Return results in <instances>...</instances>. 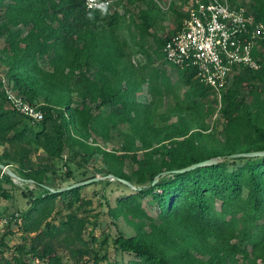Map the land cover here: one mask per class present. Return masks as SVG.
I'll return each mask as SVG.
<instances>
[{
	"label": "trees",
	"instance_id": "obj_1",
	"mask_svg": "<svg viewBox=\"0 0 264 264\" xmlns=\"http://www.w3.org/2000/svg\"><path fill=\"white\" fill-rule=\"evenodd\" d=\"M241 1L264 23V0ZM0 14L9 81L29 103H43L45 112L33 123L10 108L0 77V163L16 167L41 191H23L31 208L9 215L10 223L20 224L24 244L0 264H27L25 256L42 264L106 259L95 251L97 240L86 237L93 202L82 196L102 180L65 192L46 189L50 177H58L56 161L68 154L85 165L90 160L83 155L100 156L104 177L135 187L115 180L130 193L108 210L114 222L123 218L135 231L113 238L116 252L130 257L126 264H264V157L231 158L264 151V64L235 73L219 102L194 67L166 62L164 47L176 32L156 48L146 46L152 36L148 12L90 11L79 0H0ZM136 53L144 63L132 62ZM156 61L175 69L178 80L154 68ZM146 92L152 99L141 101ZM162 97L175 101L168 117L159 114ZM214 114L220 120L208 132ZM156 116L177 120L158 125ZM95 126L104 139L114 137L119 150L90 145ZM212 158L223 161L173 173Z\"/></svg>",
	"mask_w": 264,
	"mask_h": 264
},
{
	"label": "rangeland",
	"instance_id": "obj_2",
	"mask_svg": "<svg viewBox=\"0 0 264 264\" xmlns=\"http://www.w3.org/2000/svg\"><path fill=\"white\" fill-rule=\"evenodd\" d=\"M110 11H125L130 10L131 17H139L141 11L148 12L149 17L151 18V34L152 36L145 41L147 47L152 46L156 48L160 39H163L171 32H177L181 28L184 15L185 5L183 0H111ZM240 2H242L240 0ZM2 15L0 14V18ZM130 19V18H129ZM1 23V21H0ZM22 28V36L27 34V29ZM6 36L0 37V77H4L9 80V68L4 64L3 60L8 58L9 52H7L5 42ZM135 51H138V48H134ZM132 62L137 64V62L144 63V55L141 53H136L132 57ZM42 66L45 69H48V66H45L41 62ZM153 67L159 69L167 70L168 75L170 76L173 83L178 80V73L175 69L170 67L168 64H164L162 61H156L153 64ZM17 92V91H16ZM151 96L146 92L145 95L140 97L141 101L151 100ZM246 100L250 103L252 102V97L246 94ZM44 105L43 103H39ZM175 101L173 98L162 97L159 103V114L163 117H168L166 113L174 108ZM177 118L164 119L160 121V118L156 116L157 124H168L175 122ZM220 120L218 114L208 120L210 126L208 132L215 129L214 124ZM34 125V124H32ZM214 127V129H213ZM95 133L92 135L89 140V144L92 146L100 147L103 150L108 152L119 150L118 145L116 144L115 138L104 139L100 136L99 129L95 126ZM207 132V133H208ZM114 133H110V136ZM126 134H122L120 138H126ZM220 141L224 140V135L221 133L218 135ZM136 150L134 147L133 151ZM1 151V148H0ZM69 155V154H68ZM67 155V163L62 161H56L58 166V177H50L48 186L53 189H60V187H67L72 184L83 182L88 179H91L92 176L104 177L106 175V170L102 163L100 156H94L92 159H88L87 155H83L86 160H90L89 164L85 165L79 158L73 159L70 155ZM15 172L16 167H11ZM72 172V178H67V172ZM126 171L130 172L129 169ZM0 172V215L9 219V215L13 212H26L31 208V200L29 196H24L23 191L33 193L37 195L41 191L38 190L36 185L31 183H23L18 180H9ZM16 173V172H15ZM17 174V173H16ZM19 175V174H17ZM20 176V175H19ZM102 180L101 183L89 186L82 191V196L85 199L92 200V211L90 213L91 224L89 225L86 237L90 240L93 237L97 240V243L94 244L95 251L99 257H106L104 261L100 264H126L130 259L129 256L122 255L119 252H116L113 245V238L118 233H123L127 237L135 235V231L128 225V223L121 218L118 221H113L108 213L109 205L115 206V200L117 197H122L128 195L130 192L117 185L115 180L109 181ZM108 184H110L108 186ZM4 193H8L11 197H5ZM7 194V195H8ZM60 208L63 207L62 204L59 205ZM63 214L66 215L67 211L63 210ZM60 217H57V223L60 221ZM12 232L11 235L9 233ZM4 238V246H1V239ZM24 241L22 239V232L20 230V224L15 225L13 222L4 226H0V260L1 257L11 259L13 256L17 255V248L22 246ZM25 261L27 264H42L38 260H34L30 256H25ZM4 264V262H2ZM65 264H73L70 259H65ZM85 264H93V261L85 262Z\"/></svg>",
	"mask_w": 264,
	"mask_h": 264
},
{
	"label": "built area",
	"instance_id": "obj_3",
	"mask_svg": "<svg viewBox=\"0 0 264 264\" xmlns=\"http://www.w3.org/2000/svg\"><path fill=\"white\" fill-rule=\"evenodd\" d=\"M87 10L111 8V0H79ZM165 60L177 68L192 66L197 77L212 88L219 102L234 74L264 64V23L240 0H189L181 29L166 43ZM1 86L10 108L33 123L44 120V105L31 104L6 78ZM67 162V156L63 157ZM5 174V173H2ZM9 219L0 216V226Z\"/></svg>",
	"mask_w": 264,
	"mask_h": 264
},
{
	"label": "water",
	"instance_id": "obj_4",
	"mask_svg": "<svg viewBox=\"0 0 264 264\" xmlns=\"http://www.w3.org/2000/svg\"><path fill=\"white\" fill-rule=\"evenodd\" d=\"M254 157H264V151L243 153V154H234V155L231 156V158H233V159L254 158ZM221 161H223V159L212 158V159H209V160L197 163V164H193V165H191L189 167H186L184 169L173 171V173L189 172V171H192V170L197 169V168H202V167H207V166H211V165L217 164V163H219ZM0 170L3 173L7 174L13 180H18V181L23 182V183L34 184L33 181H31V180H25V179L21 178L9 166H6V165L0 163ZM163 175H165V173ZM160 176L158 178H156V180L153 182V185H155L157 183V181L159 180ZM101 180H118L120 183H122V184H124L126 186H129L132 189H135V187L130 182H128L126 180H123V179H118V178L114 177L113 175H107L105 177L91 178V179H88L86 181L78 182V183H75V184H72L70 186L60 188V189H53L51 187H46V189H48L51 192H65V191L73 190V189H76V188L92 185V184L97 183V182H99Z\"/></svg>",
	"mask_w": 264,
	"mask_h": 264
},
{
	"label": "crops",
	"instance_id": "obj_5",
	"mask_svg": "<svg viewBox=\"0 0 264 264\" xmlns=\"http://www.w3.org/2000/svg\"><path fill=\"white\" fill-rule=\"evenodd\" d=\"M188 1H189V0H183L184 5L186 6V7H185V10H184V15H183V14L181 15V17H183V19H184V17H185V13H186V10H187ZM182 22H183V20H182ZM179 30H180V29H179ZM179 30H178V31H179ZM178 31H177V32H178ZM175 32H176V31H175ZM177 32H176V33H177Z\"/></svg>",
	"mask_w": 264,
	"mask_h": 264
}]
</instances>
